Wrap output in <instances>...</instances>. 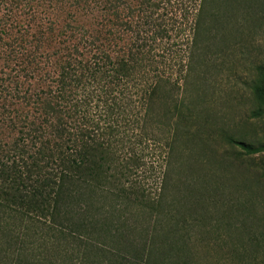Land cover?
<instances>
[{"label": "trees", "instance_id": "obj_1", "mask_svg": "<svg viewBox=\"0 0 264 264\" xmlns=\"http://www.w3.org/2000/svg\"><path fill=\"white\" fill-rule=\"evenodd\" d=\"M38 1L0 71V264H189L176 228L204 213L201 203L172 224L173 246L151 237L130 248L115 204L100 202L130 201L161 143L167 154L203 143L213 121L196 101L213 66L212 36L230 23L241 34L264 0ZM249 94L264 96V61ZM251 113L264 116V105ZM230 141L264 153L262 143ZM242 207L234 196L232 212Z\"/></svg>", "mask_w": 264, "mask_h": 264}, {"label": "rangeland", "instance_id": "obj_2", "mask_svg": "<svg viewBox=\"0 0 264 264\" xmlns=\"http://www.w3.org/2000/svg\"><path fill=\"white\" fill-rule=\"evenodd\" d=\"M42 8L38 0H0V71L5 69L10 36H19L23 24L32 22L34 12ZM259 11L260 20L255 17L238 26L241 34L231 33L236 23L219 25L220 31L213 33V66L205 76L207 90H200L196 101L213 121L203 143H182L169 154L161 143L149 150L147 164L137 174L142 189L130 201L100 202L104 207L115 204L112 217L129 236L130 248L151 237L155 242L170 241L175 220L183 216L189 221L187 210L201 203L204 213L176 228L175 241L184 248L189 264H264V153L247 154L230 141L234 137L264 144V116L251 113L254 106L264 105V96L249 94L256 66L264 61V12ZM103 15L105 24L109 19L105 9ZM184 37L180 34L175 40L180 44ZM212 188L217 196L211 199ZM234 196L243 205L239 213L232 212ZM242 225L245 230L239 228Z\"/></svg>", "mask_w": 264, "mask_h": 264}]
</instances>
